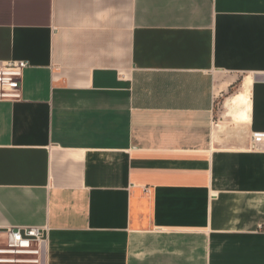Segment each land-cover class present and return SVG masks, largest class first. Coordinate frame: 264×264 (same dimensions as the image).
Masks as SVG:
<instances>
[{
    "label": "crops",
    "instance_id": "1",
    "mask_svg": "<svg viewBox=\"0 0 264 264\" xmlns=\"http://www.w3.org/2000/svg\"><path fill=\"white\" fill-rule=\"evenodd\" d=\"M0 229L41 264H264V0H0Z\"/></svg>",
    "mask_w": 264,
    "mask_h": 264
},
{
    "label": "built area",
    "instance_id": "2",
    "mask_svg": "<svg viewBox=\"0 0 264 264\" xmlns=\"http://www.w3.org/2000/svg\"><path fill=\"white\" fill-rule=\"evenodd\" d=\"M26 68L27 63L23 61L0 64V101L19 97L22 75ZM251 141L253 145L263 143L264 134H254ZM44 245L45 236L41 229H0V264H41Z\"/></svg>",
    "mask_w": 264,
    "mask_h": 264
},
{
    "label": "rangeland",
    "instance_id": "3",
    "mask_svg": "<svg viewBox=\"0 0 264 264\" xmlns=\"http://www.w3.org/2000/svg\"><path fill=\"white\" fill-rule=\"evenodd\" d=\"M22 258H26V256H21Z\"/></svg>",
    "mask_w": 264,
    "mask_h": 264
}]
</instances>
